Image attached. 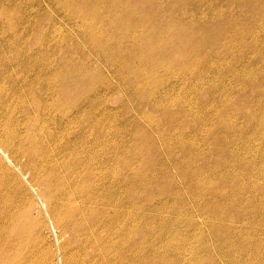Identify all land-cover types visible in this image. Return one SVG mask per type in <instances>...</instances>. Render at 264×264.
<instances>
[{"label":"rangeland","instance_id":"obj_1","mask_svg":"<svg viewBox=\"0 0 264 264\" xmlns=\"http://www.w3.org/2000/svg\"><path fill=\"white\" fill-rule=\"evenodd\" d=\"M0 255L264 264V0H0Z\"/></svg>","mask_w":264,"mask_h":264},{"label":"bare ground","instance_id":"obj_2","mask_svg":"<svg viewBox=\"0 0 264 264\" xmlns=\"http://www.w3.org/2000/svg\"><path fill=\"white\" fill-rule=\"evenodd\" d=\"M62 89H65V87L62 86ZM77 165L78 166L79 165L83 166L84 163L83 162H79V163H77ZM68 166H69V164L67 165V168H68V171H69V167ZM53 179H54V173H49L45 178H43V184H45L46 186L50 187L49 186V182H51ZM60 186H62V184H60ZM81 189H83V188H81ZM42 194H43L45 200L51 201L57 194H59V190H58V188H54V190H50L47 187H45L44 190L42 191ZM66 205L69 206V199L66 201ZM66 214H67V217L68 218H69V214L74 215L73 207L69 206V208H67V210H66ZM73 219H74V216H73L72 219H70L71 222L74 221ZM12 229L13 230H20V229H22L21 228V225H20V219H16L14 221V224L12 226ZM20 239H21V231H18V233H17V235L15 237V241H16L18 247H20ZM93 243H96V242L93 241ZM12 248H14V245L11 244V245L8 246V249L7 248H4V250L7 251V250H11ZM0 259H1V255H0Z\"/></svg>","mask_w":264,"mask_h":264}]
</instances>
